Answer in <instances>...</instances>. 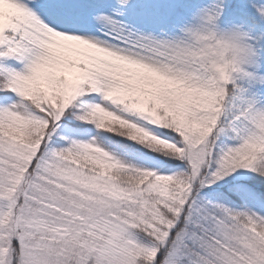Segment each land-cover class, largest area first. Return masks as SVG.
<instances>
[{
  "label": "snow or ice",
  "instance_id": "6c2138e0",
  "mask_svg": "<svg viewBox=\"0 0 264 264\" xmlns=\"http://www.w3.org/2000/svg\"><path fill=\"white\" fill-rule=\"evenodd\" d=\"M0 264H264V0H0Z\"/></svg>",
  "mask_w": 264,
  "mask_h": 264
},
{
  "label": "clouds",
  "instance_id": "9594fccd",
  "mask_svg": "<svg viewBox=\"0 0 264 264\" xmlns=\"http://www.w3.org/2000/svg\"><path fill=\"white\" fill-rule=\"evenodd\" d=\"M243 31L244 29L225 28L219 37L222 49L229 52L230 61L234 60L241 66L247 58V41L235 33Z\"/></svg>",
  "mask_w": 264,
  "mask_h": 264
},
{
  "label": "rangeland",
  "instance_id": "374dc122",
  "mask_svg": "<svg viewBox=\"0 0 264 264\" xmlns=\"http://www.w3.org/2000/svg\"><path fill=\"white\" fill-rule=\"evenodd\" d=\"M234 6H241L244 3V0H232Z\"/></svg>",
  "mask_w": 264,
  "mask_h": 264
}]
</instances>
